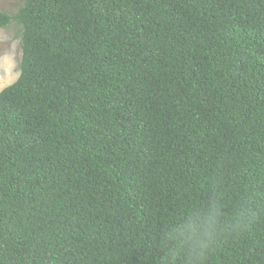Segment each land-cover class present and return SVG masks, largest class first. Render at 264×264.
I'll return each mask as SVG.
<instances>
[{"label":"trees","instance_id":"16d2710c","mask_svg":"<svg viewBox=\"0 0 264 264\" xmlns=\"http://www.w3.org/2000/svg\"><path fill=\"white\" fill-rule=\"evenodd\" d=\"M12 24L0 264H163L213 197L206 264H264V0H24Z\"/></svg>","mask_w":264,"mask_h":264},{"label":"clouds","instance_id":"9594fccd","mask_svg":"<svg viewBox=\"0 0 264 264\" xmlns=\"http://www.w3.org/2000/svg\"><path fill=\"white\" fill-rule=\"evenodd\" d=\"M223 215L216 197L210 198L203 209L199 206L187 209L161 235L163 264H206L208 250L216 243ZM249 220L244 210L237 209L231 220L224 224V229L238 235Z\"/></svg>","mask_w":264,"mask_h":264},{"label":"rangeland","instance_id":"374dc122","mask_svg":"<svg viewBox=\"0 0 264 264\" xmlns=\"http://www.w3.org/2000/svg\"><path fill=\"white\" fill-rule=\"evenodd\" d=\"M24 0H0V10L16 13ZM21 27L11 25L7 30H0V92L15 83L20 76L22 57Z\"/></svg>","mask_w":264,"mask_h":264}]
</instances>
